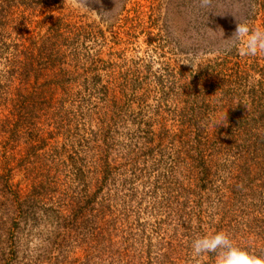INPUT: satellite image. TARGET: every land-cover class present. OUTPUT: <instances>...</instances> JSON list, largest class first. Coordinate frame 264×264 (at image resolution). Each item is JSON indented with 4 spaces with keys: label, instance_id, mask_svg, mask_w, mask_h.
Returning a JSON list of instances; mask_svg holds the SVG:
<instances>
[{
    "label": "trees",
    "instance_id": "trees-1",
    "mask_svg": "<svg viewBox=\"0 0 264 264\" xmlns=\"http://www.w3.org/2000/svg\"><path fill=\"white\" fill-rule=\"evenodd\" d=\"M31 3L34 6L42 4L41 0H0V155L7 169L0 173V231L9 238L27 231V235L38 239L37 247L13 244L17 254L27 251L22 255V264H152L155 257L149 252L150 248L141 254L148 243L140 240L143 231L133 221L134 217L142 215L138 208L140 203L136 201L139 184L163 189L168 196L165 201L159 200L157 209L155 205V214L192 220H204L202 206L196 201L201 193L193 191L192 186L198 184L197 190L204 189L208 182L207 172L210 175L213 166L219 168L216 169L219 172L230 173L225 165L243 164L235 168L246 177L241 178L252 184L258 181L255 183L257 188L250 184L248 189L264 188V171L259 168L260 163L252 162L250 157H241L245 148L236 143L243 134H249L257 144L258 152H264V98L255 110L253 108V114L243 115L229 109L225 119L231 122V128L226 129L225 134L235 138L230 141L231 145L221 139V132L216 134L218 137H213L214 143L213 139H205L203 131L200 135L196 133L194 140L197 144L204 142V145H198V148L190 145L188 149L194 150L192 161L198 162L201 169L188 172L184 182L187 185H184L181 171H175L173 156L165 157L164 154L158 158L140 135L131 134L121 141L116 139V134L120 135L119 130L124 128V106L130 108L134 104L125 89L139 91L142 83L133 77L135 71L131 77L130 70L120 71V63L112 60L117 53L110 52L109 59H103V32L97 31V26L60 25L59 22L36 39L35 33L32 34L24 23L26 18L22 25L15 23L17 8H27ZM118 56L124 58L120 53ZM99 64L108 70L113 82H100L96 73L105 69ZM233 72H239V69ZM229 75L234 77L230 72ZM146 77L143 80L148 78L152 83ZM118 79L122 83H118ZM129 84L134 87L130 88ZM143 84L150 87L147 82ZM257 87L264 89V73L256 77ZM60 89H63V102L56 97ZM232 92L231 98L235 95ZM196 96L201 103L207 100L202 94ZM95 100L103 103L99 112L95 111ZM224 107L228 108L225 103ZM97 115L101 117L99 120L94 117ZM93 117L99 131L93 130L88 140L96 153L94 161L93 155L89 157L84 153L81 159L78 158V162L84 163L81 164L83 168L72 169L65 159L64 164L59 165V152L54 153L53 145L49 146L47 141L42 144L45 139L41 145L33 141L31 145L27 143L30 145L28 154L17 157L14 151L21 145L23 136L28 135L32 140L45 127H61L63 122L68 141H83L84 128L79 126L90 124L89 119ZM192 136L195 135L187 132L188 139ZM178 141L189 144L186 139L179 138ZM206 147L211 150L209 156L212 158L205 154ZM33 153L38 154L37 158ZM16 161H19L16 167L7 168ZM17 168L23 171L31 189L12 182L11 174ZM157 201L158 195L155 204ZM56 204V212L49 209L50 205ZM37 209L38 213L44 214V222L37 215ZM197 227V233L204 232L202 223L198 222ZM230 237L235 245L243 246L244 239ZM164 257L160 264H178L183 259L181 252L177 262L169 253Z\"/></svg>",
    "mask_w": 264,
    "mask_h": 264
},
{
    "label": "rangeland",
    "instance_id": "rangeland-1",
    "mask_svg": "<svg viewBox=\"0 0 264 264\" xmlns=\"http://www.w3.org/2000/svg\"><path fill=\"white\" fill-rule=\"evenodd\" d=\"M41 3L39 6L31 3L27 8L18 7L15 11V23L22 25L23 18H26L24 23L32 30V34L35 33L36 39L46 34L51 25H58L59 22L60 25L97 26L96 30L102 31L105 39L104 44L102 42L103 59L108 60L110 52L117 53L112 60L120 63V71L130 70L129 77L135 71L133 77L142 83L139 91L136 88L133 91H129L128 87L124 88L134 104L130 108L127 107L128 109L127 105L124 106V128L119 130L120 135L116 134V139L121 141L131 134L140 135L151 145L148 147L154 150L158 158L165 156L164 154L165 157L173 156L175 171H181L182 183L185 182L188 172L201 169L198 162L192 161L194 150L188 149L190 145L195 148L204 145V142L196 143V133L200 135L203 131L205 139L212 140L221 132V139L231 145L230 141L235 138L225 134L226 129L231 128V122L225 119L229 109L240 111L242 114H253L255 106L264 98V89L256 88V77L264 73V53L256 56L244 55L226 40L236 30L238 21L247 23L250 29L264 30V0H211L207 7H201L200 0H41ZM119 53L124 58H119ZM239 64L240 67H236ZM99 66L105 69L96 73L101 78L100 82H113L103 64ZM237 68L239 72H233ZM229 72L234 77L230 76ZM93 75L94 72L90 76ZM144 77L147 79L143 80ZM143 82L150 84V87H146ZM118 83H122V80L118 79ZM132 85L129 84L130 88L134 87ZM231 91L235 94L233 98L229 96ZM59 92L56 97L63 102V89ZM196 94L204 95L206 102L201 103ZM229 98L230 101H225ZM224 103L228 108L224 107ZM94 105L95 111L99 112L103 103L95 100ZM94 117L97 120L101 118L98 115ZM94 117L89 119L90 124L79 126L84 128L85 137L83 141H78L80 144L68 141L65 128H62L63 122L61 127H45L32 140L28 135L23 136L20 139L21 145L14 151L17 157L28 154L30 142L41 145V141L45 139L42 144L47 141L49 146L53 145L54 153L59 152V165L64 164L62 161L65 159L68 166H73L72 169L83 168L81 164L84 163L82 160L78 162V158L81 159L84 153L89 157L93 155L94 161L96 153V150L92 151V142L88 140L92 137L93 130L99 131ZM187 132L195 136L188 139ZM179 138L186 139L189 144L184 145L178 141ZM199 139L200 137L197 138L198 141ZM25 140L26 143L23 144ZM215 140L214 138L212 142ZM237 141L236 143L245 148L240 153L241 157H250L252 162L258 161L259 168L264 171V152H258V146L251 136L243 134ZM256 141L259 143V140ZM209 151L211 150L207 149L205 154L212 158ZM34 156L37 158L38 154ZM18 162L10 164L7 168L16 167ZM54 165L57 168L55 163ZM242 165H225L230 173L222 170L219 172L216 170L219 168L213 166L210 175L207 172L208 182L204 189L197 190L198 184L192 186L193 191L201 193L200 198L196 197V201L202 206L204 220L184 217L175 219L166 214H155L159 200L165 201L168 196H165L163 189L157 190L155 186L139 184L136 201L140 203L138 208L141 209L142 215L134 217L133 221L143 231L140 240L144 244L148 243L141 250V254L150 248L149 252L155 257L152 264H160L168 253L177 262V255L181 252L183 259L179 260L178 264H197L192 255V241L206 233L223 230L232 237L244 239L243 246L239 247L264 257V188L254 191L248 189L247 185L252 184V181L242 179L241 176L246 177L241 175L240 169H235ZM6 170L1 154L0 173H5ZM233 172L235 175H232ZM11 179L13 183L24 188L31 186L29 181H25L24 173L19 168L13 171ZM255 183L258 181L252 184L253 188H257ZM157 195L158 201L155 204ZM49 207L56 212L54 208H57L58 204ZM38 212L37 209V215L44 222V214L42 215V211ZM180 219L191 224H186ZM198 222L202 223L204 232L197 233ZM22 232L9 238L4 235V231H0V264H22V255L27 254V251L17 254L14 243L19 246H38L37 238L27 235V231ZM44 235L48 236L47 233ZM214 255L209 253L200 264H214Z\"/></svg>",
    "mask_w": 264,
    "mask_h": 264
},
{
    "label": "clouds",
    "instance_id": "clouds-1",
    "mask_svg": "<svg viewBox=\"0 0 264 264\" xmlns=\"http://www.w3.org/2000/svg\"><path fill=\"white\" fill-rule=\"evenodd\" d=\"M211 0H200L201 7H207ZM244 55L256 56L264 53V30L250 29L247 23L238 21L232 36L226 39ZM192 255L197 264L209 254L214 255V264H264V257L233 243L226 231H216L198 236L191 244Z\"/></svg>",
    "mask_w": 264,
    "mask_h": 264
}]
</instances>
